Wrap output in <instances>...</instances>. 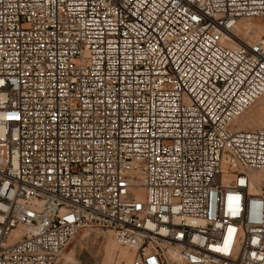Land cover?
Instances as JSON below:
<instances>
[{"label": "built area", "instance_id": "1", "mask_svg": "<svg viewBox=\"0 0 264 264\" xmlns=\"http://www.w3.org/2000/svg\"><path fill=\"white\" fill-rule=\"evenodd\" d=\"M263 94L264 0H0V264H264Z\"/></svg>", "mask_w": 264, "mask_h": 264}, {"label": "rangeland", "instance_id": "2", "mask_svg": "<svg viewBox=\"0 0 264 264\" xmlns=\"http://www.w3.org/2000/svg\"><path fill=\"white\" fill-rule=\"evenodd\" d=\"M260 105L255 101L247 109L246 118L251 116L250 113L254 116L256 113V118L261 110L260 114H263L264 109L261 107L264 108V105ZM256 109L259 112H254ZM259 117L260 115L257 118ZM260 126H264V121H255L252 128ZM131 256L132 253L129 249L119 246L113 240L109 230L86 227L70 240L53 264H130Z\"/></svg>", "mask_w": 264, "mask_h": 264}, {"label": "bare ground", "instance_id": "3", "mask_svg": "<svg viewBox=\"0 0 264 264\" xmlns=\"http://www.w3.org/2000/svg\"><path fill=\"white\" fill-rule=\"evenodd\" d=\"M250 26H252L251 27V29L253 30L252 32H253V35H255V37L256 38H258L259 36H260V34L262 33V30H261V28H260V26L259 25H255L254 23H250ZM250 28V27H249ZM260 98V99H259ZM259 99V100H258ZM256 102H257V104H263L264 105V94L263 95H261V96H259L256 100H255ZM253 104V103H252ZM251 104V105H252ZM256 104V103H255ZM260 105V106H261ZM253 107V106H252ZM252 107H251V109H252ZM249 108V107H248ZM247 108V109H248ZM254 108V107H253ZM247 109H246V111L245 112H243L241 115H240V117H238L234 122H233V127L235 128V129H238V130H248V129H253L252 128V125H253V123H255V121H258V120H262V121H264V113L263 114H260L261 113V111L259 112V111H257V109H256V111H254V112H259L258 113V115H257V117L260 115V117L259 118H255V116H256V113H255V116L254 115H252V113H250V117H247L246 118V113H247ZM250 109V110H251ZM261 109H264L263 108V106L261 107ZM254 110V109H253ZM249 112V111H248ZM254 114V113H253ZM234 123H235V126H234ZM260 127H264V126H260ZM239 128H242V129H239ZM252 177H253V182L251 183V186H250V190L251 191H256L257 190V187L259 186V182H260V180H262V179H264V173L263 172H259V171H255V172H253L252 173Z\"/></svg>", "mask_w": 264, "mask_h": 264}]
</instances>
